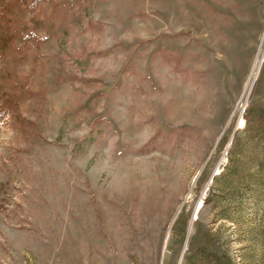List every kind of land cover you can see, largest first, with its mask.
I'll return each instance as SVG.
<instances>
[{
  "label": "rangeland",
  "instance_id": "obj_1",
  "mask_svg": "<svg viewBox=\"0 0 264 264\" xmlns=\"http://www.w3.org/2000/svg\"><path fill=\"white\" fill-rule=\"evenodd\" d=\"M0 264H264V0H0Z\"/></svg>",
  "mask_w": 264,
  "mask_h": 264
},
{
  "label": "bare ground",
  "instance_id": "obj_2",
  "mask_svg": "<svg viewBox=\"0 0 264 264\" xmlns=\"http://www.w3.org/2000/svg\"><path fill=\"white\" fill-rule=\"evenodd\" d=\"M242 122V121H241Z\"/></svg>",
  "mask_w": 264,
  "mask_h": 264
}]
</instances>
